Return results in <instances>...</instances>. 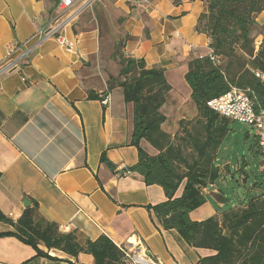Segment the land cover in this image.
Wrapping results in <instances>:
<instances>
[{
	"label": "crops",
	"instance_id": "1",
	"mask_svg": "<svg viewBox=\"0 0 264 264\" xmlns=\"http://www.w3.org/2000/svg\"><path fill=\"white\" fill-rule=\"evenodd\" d=\"M207 1L94 0L65 27L63 36L75 43L69 50L56 38L39 41L37 34L52 21L58 0H0V62L15 44L32 48L17 70L0 75V209L8 217L17 221L37 202L63 232L92 240L105 234L118 245L140 239L167 264H200L202 256L214 253L191 246L178 230L154 219L147 206L166 200L164 188L127 173L138 161L131 144L133 105L121 87L109 88L110 78L120 73L115 44L130 36L125 55L143 59L148 68L162 66L172 85L162 106L163 129L174 135L181 120L196 119L185 74L193 56L210 51L209 36L196 29ZM257 21L264 24V11ZM142 145L157 152L147 141ZM219 165L223 170L226 163ZM210 187L217 204L207 199L190 213L193 220L224 210L214 184L205 193ZM11 230L0 220V233ZM49 255H39L15 235H0V264L94 261L84 252L75 257L51 249Z\"/></svg>",
	"mask_w": 264,
	"mask_h": 264
},
{
	"label": "trees",
	"instance_id": "2",
	"mask_svg": "<svg viewBox=\"0 0 264 264\" xmlns=\"http://www.w3.org/2000/svg\"><path fill=\"white\" fill-rule=\"evenodd\" d=\"M206 4L196 29L209 36L210 51L193 56L185 74L198 109L196 119L181 120L174 135L163 129L167 116L162 106L172 85L162 66L148 68L143 59L125 55V40L130 36L115 44L113 57L120 73L110 78L109 88L121 87L124 100L133 105L131 144L138 148V161L129 170L143 176L147 184L164 188L166 200L147 206L154 219L165 229L178 230L191 246L214 251L202 256L200 264H264V193L221 215L203 220L190 217L207 201L205 189L220 176L219 150L234 122L211 109L208 101L236 87L248 94L257 113L264 112V24L257 21L264 0H208ZM143 141L157 152H149ZM102 159L114 169L104 154ZM216 198L226 201L221 191ZM0 220L14 227L0 235L17 236L39 255L50 256L49 251L57 249L75 257L90 253L93 264H127L124 251L110 237L102 234L92 240L78 231L63 232L40 213L37 202L17 221L0 209Z\"/></svg>",
	"mask_w": 264,
	"mask_h": 264
},
{
	"label": "built area",
	"instance_id": "3",
	"mask_svg": "<svg viewBox=\"0 0 264 264\" xmlns=\"http://www.w3.org/2000/svg\"><path fill=\"white\" fill-rule=\"evenodd\" d=\"M93 1L58 0V9L52 21L37 33L39 41L56 38L69 50L74 49L75 43L68 40L62 33L66 25L87 6L91 5ZM140 1L146 3V5L150 4L149 0ZM31 51L32 48L28 47L27 42L11 46L0 62V75L17 70L22 61L30 55ZM202 56L200 55V57ZM257 75L259 76L260 74L257 73ZM101 99L104 104H108L110 97L108 94H103ZM208 106L221 115L257 128L259 131V150L264 155V112L257 113L255 111L254 103L245 91L233 87L228 92L208 101ZM127 173H131V171L128 170ZM118 246L124 251L127 264H167L160 256L152 253L140 239L136 241L129 240Z\"/></svg>",
	"mask_w": 264,
	"mask_h": 264
},
{
	"label": "rangeland",
	"instance_id": "4",
	"mask_svg": "<svg viewBox=\"0 0 264 264\" xmlns=\"http://www.w3.org/2000/svg\"><path fill=\"white\" fill-rule=\"evenodd\" d=\"M258 134L257 128L234 120L219 150V161L226 165L214 186L226 197L222 205L224 210L247 203L251 197L264 193V155L259 151ZM211 190L212 187L206 198L217 204Z\"/></svg>",
	"mask_w": 264,
	"mask_h": 264
},
{
	"label": "water",
	"instance_id": "5",
	"mask_svg": "<svg viewBox=\"0 0 264 264\" xmlns=\"http://www.w3.org/2000/svg\"><path fill=\"white\" fill-rule=\"evenodd\" d=\"M241 189H239V192H240ZM242 195V194H241Z\"/></svg>",
	"mask_w": 264,
	"mask_h": 264
}]
</instances>
